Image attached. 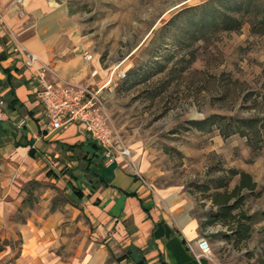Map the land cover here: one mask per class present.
I'll use <instances>...</instances> for the list:
<instances>
[{"label": "rangeland", "instance_id": "rangeland-1", "mask_svg": "<svg viewBox=\"0 0 264 264\" xmlns=\"http://www.w3.org/2000/svg\"><path fill=\"white\" fill-rule=\"evenodd\" d=\"M0 1L58 19L94 78L78 82L102 88L108 123L128 149L118 163L161 204L172 198L177 217L197 221L210 264H264V0ZM219 10L238 28L209 24ZM19 189L12 220L57 216L59 258L81 262L100 242L64 178L21 180ZM217 193L236 205L229 214ZM5 232L0 264L27 248L21 232Z\"/></svg>", "mask_w": 264, "mask_h": 264}, {"label": "crops", "instance_id": "crops-1", "mask_svg": "<svg viewBox=\"0 0 264 264\" xmlns=\"http://www.w3.org/2000/svg\"><path fill=\"white\" fill-rule=\"evenodd\" d=\"M49 18L51 14L34 7L18 15L12 5L0 1V97L7 113L0 120V232H21L26 239L22 246L27 245L7 264H210L187 247L199 237L197 221L190 214L177 217L172 198L161 204V196L153 195L119 161L104 164L82 124L70 123L50 133L45 129L42 105L32 93L31 74L19 47L50 62L62 78L94 79L86 76L87 63L71 53L58 19ZM18 117L25 118L21 127L13 122ZM43 176L64 178L75 204L94 227L93 239L100 240L81 262L64 260L53 251L57 216L35 215L32 226L30 220L22 226L12 220L21 200V180Z\"/></svg>", "mask_w": 264, "mask_h": 264}, {"label": "built area", "instance_id": "built-area-1", "mask_svg": "<svg viewBox=\"0 0 264 264\" xmlns=\"http://www.w3.org/2000/svg\"><path fill=\"white\" fill-rule=\"evenodd\" d=\"M24 66L32 78V93L40 102L47 132H54L70 123L83 125L88 138L100 149L104 164L116 163L128 155V149L110 127L104 111L103 90L86 83L62 78L53 65L43 62L36 53L20 46ZM86 59L90 55L85 56ZM0 99V120L7 118ZM16 127L25 124L24 117L14 119ZM195 258L208 257L210 245L204 236L187 243Z\"/></svg>", "mask_w": 264, "mask_h": 264}, {"label": "trees", "instance_id": "trees-1", "mask_svg": "<svg viewBox=\"0 0 264 264\" xmlns=\"http://www.w3.org/2000/svg\"><path fill=\"white\" fill-rule=\"evenodd\" d=\"M209 24L211 25H214V26H217V25H220L222 24L224 26V28H228V29H236L238 28L239 24H240V21L236 18V17H233L231 15H228L225 11L223 10H219V11H214V15L211 14V17H210V20L208 21ZM15 99H11V102L14 101ZM204 123V120L198 122L197 124H202ZM89 143L92 147H95L97 148L100 153H101V149L93 142L89 139ZM69 148H71L69 146ZM101 159H102V156H101ZM245 177L248 178V175L247 174H243V177H242V184L243 186H248L249 188H252V185H249L248 179H245ZM241 185L237 186L236 189H239ZM218 196H216L214 198V201L215 203H222L224 205H222V207L220 208V211L221 210H225L223 211L222 214H226L227 210L229 209H232L234 208L236 205L235 204H231V205H228L227 202H228V198H229V195H225L223 193H217ZM218 197H222L223 199L221 201L218 200ZM224 206V207H223ZM222 212V211H221ZM229 214V211L227 212ZM212 222V220L209 221V223ZM247 228V227H246Z\"/></svg>", "mask_w": 264, "mask_h": 264}]
</instances>
